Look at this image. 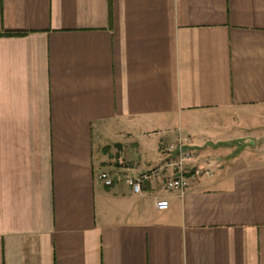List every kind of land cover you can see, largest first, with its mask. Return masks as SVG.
Returning <instances> with one entry per match:
<instances>
[{"label": "crops", "instance_id": "1", "mask_svg": "<svg viewBox=\"0 0 264 264\" xmlns=\"http://www.w3.org/2000/svg\"><path fill=\"white\" fill-rule=\"evenodd\" d=\"M0 32V264H264V0H0ZM178 137L211 174L134 193Z\"/></svg>", "mask_w": 264, "mask_h": 264}, {"label": "built area", "instance_id": "2", "mask_svg": "<svg viewBox=\"0 0 264 264\" xmlns=\"http://www.w3.org/2000/svg\"><path fill=\"white\" fill-rule=\"evenodd\" d=\"M164 158L154 168L140 174L138 177H127L125 181L131 185L134 193L141 192L142 180L149 177H159L162 173L168 172L164 181L166 190L182 191L190 183V178L202 175H210L209 168L196 163V154L188 140L178 137L177 140L166 143L163 146ZM118 176V172L101 170L97 177L105 186H111ZM158 209H166L168 203L165 199L156 201Z\"/></svg>", "mask_w": 264, "mask_h": 264}, {"label": "rangeland", "instance_id": "3", "mask_svg": "<svg viewBox=\"0 0 264 264\" xmlns=\"http://www.w3.org/2000/svg\"><path fill=\"white\" fill-rule=\"evenodd\" d=\"M258 142L251 143L248 139H245V141L240 142L237 144L238 147H243L245 149H249L254 151L255 153L264 151V136L260 138V140L256 139ZM261 141V142H259ZM256 143V144H255Z\"/></svg>", "mask_w": 264, "mask_h": 264}, {"label": "trees", "instance_id": "4", "mask_svg": "<svg viewBox=\"0 0 264 264\" xmlns=\"http://www.w3.org/2000/svg\"><path fill=\"white\" fill-rule=\"evenodd\" d=\"M19 32H0V35H18Z\"/></svg>", "mask_w": 264, "mask_h": 264}]
</instances>
